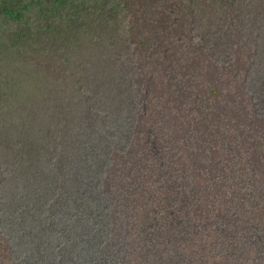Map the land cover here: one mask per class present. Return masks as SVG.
<instances>
[{
	"label": "trees",
	"instance_id": "1",
	"mask_svg": "<svg viewBox=\"0 0 264 264\" xmlns=\"http://www.w3.org/2000/svg\"><path fill=\"white\" fill-rule=\"evenodd\" d=\"M92 1L0 0V264L263 247L264 0Z\"/></svg>",
	"mask_w": 264,
	"mask_h": 264
},
{
	"label": "rangeland",
	"instance_id": "2",
	"mask_svg": "<svg viewBox=\"0 0 264 264\" xmlns=\"http://www.w3.org/2000/svg\"><path fill=\"white\" fill-rule=\"evenodd\" d=\"M90 4H94L92 0H87ZM185 2L187 0H184ZM115 20L112 21L114 23ZM41 23V22H40ZM52 23H62L61 21H55ZM138 37V36H137ZM35 55V54H34ZM43 56L45 59L54 56V53L49 48L43 51ZM32 56L29 57V62L31 61ZM26 65L23 64V67ZM29 66V65H28ZM29 69V68H28ZM220 73L224 78V82L228 85L231 82L232 76L229 74L227 67L220 69ZM205 81V79H204ZM203 81V82H204ZM194 90H202L205 87L199 88L198 86L193 85ZM171 93L175 92L172 89ZM222 92L224 93L226 101L228 99V89L224 86L222 87ZM177 94V93H175ZM176 99H179L176 95ZM232 100V99H231ZM194 116V111L191 112ZM195 120V118H193ZM175 124V122H174ZM259 137H264V126L261 128V133ZM246 223H238L232 227L226 229L225 234L234 231V230H245ZM220 235L217 237L214 235V239L209 241L205 247L202 249H195L193 251H188V255L191 258V262L187 264H264V246H260L253 242V239H248L246 243L234 244L229 240L224 241L219 239ZM245 240L243 237H240V241ZM224 241V242H223Z\"/></svg>",
	"mask_w": 264,
	"mask_h": 264
}]
</instances>
